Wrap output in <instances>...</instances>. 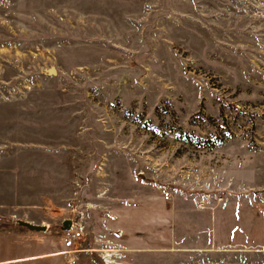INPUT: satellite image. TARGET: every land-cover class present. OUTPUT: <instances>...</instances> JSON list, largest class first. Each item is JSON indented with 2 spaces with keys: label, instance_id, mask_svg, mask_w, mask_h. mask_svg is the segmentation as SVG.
<instances>
[{
  "label": "rangeland",
  "instance_id": "obj_1",
  "mask_svg": "<svg viewBox=\"0 0 264 264\" xmlns=\"http://www.w3.org/2000/svg\"><path fill=\"white\" fill-rule=\"evenodd\" d=\"M70 220L89 264H264V0H0V260Z\"/></svg>",
  "mask_w": 264,
  "mask_h": 264
},
{
  "label": "crops",
  "instance_id": "obj_2",
  "mask_svg": "<svg viewBox=\"0 0 264 264\" xmlns=\"http://www.w3.org/2000/svg\"><path fill=\"white\" fill-rule=\"evenodd\" d=\"M15 234L19 235L21 241L20 243L25 246V249L28 251V253L23 256L0 260V264H65L64 256L62 255L64 247L62 246L60 249L53 247L51 243L50 245L48 241L43 239L44 236H41V232L37 233L26 230L25 232L22 231ZM256 236H258V238L261 237L260 239H263L264 242V231L258 232V230H252L246 236L241 235L238 238L229 237L228 241H232V243L235 244L239 243L236 244L240 246L238 249L262 250L256 246L245 247L244 245L247 243V241H251L252 238L255 240ZM248 238L249 240H247ZM241 240L246 241L242 242ZM86 257L89 259L86 261H90L91 255L86 254ZM82 262L83 261H81V264ZM86 263L88 262H83V264ZM92 264H94V262H92Z\"/></svg>",
  "mask_w": 264,
  "mask_h": 264
},
{
  "label": "built area",
  "instance_id": "obj_3",
  "mask_svg": "<svg viewBox=\"0 0 264 264\" xmlns=\"http://www.w3.org/2000/svg\"><path fill=\"white\" fill-rule=\"evenodd\" d=\"M69 226L66 230L67 236L64 240V256L65 264H81V256L89 253V250L84 246V230L85 226L82 221L75 222L74 220L68 221ZM80 246V248H77ZM104 254V252H103ZM105 255V254H104ZM104 264H106V257H101Z\"/></svg>",
  "mask_w": 264,
  "mask_h": 264
},
{
  "label": "water",
  "instance_id": "obj_4",
  "mask_svg": "<svg viewBox=\"0 0 264 264\" xmlns=\"http://www.w3.org/2000/svg\"><path fill=\"white\" fill-rule=\"evenodd\" d=\"M19 225L21 227L26 228L30 232H37V233L44 232L46 228L45 226H39V225L31 224L28 222H19ZM68 226H69V223L66 222L64 224V227L67 229Z\"/></svg>",
  "mask_w": 264,
  "mask_h": 264
},
{
  "label": "bare ground",
  "instance_id": "obj_5",
  "mask_svg": "<svg viewBox=\"0 0 264 264\" xmlns=\"http://www.w3.org/2000/svg\"><path fill=\"white\" fill-rule=\"evenodd\" d=\"M107 256V255H106Z\"/></svg>",
  "mask_w": 264,
  "mask_h": 264
}]
</instances>
